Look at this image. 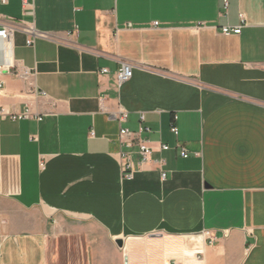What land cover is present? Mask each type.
<instances>
[{"label":"crops","instance_id":"obj_1","mask_svg":"<svg viewBox=\"0 0 264 264\" xmlns=\"http://www.w3.org/2000/svg\"><path fill=\"white\" fill-rule=\"evenodd\" d=\"M27 2L0 22L53 40L16 33L33 75H0V110L33 114L0 117V264H264V0ZM118 107L162 167L136 147L123 177Z\"/></svg>","mask_w":264,"mask_h":264},{"label":"built area","instance_id":"obj_2","mask_svg":"<svg viewBox=\"0 0 264 264\" xmlns=\"http://www.w3.org/2000/svg\"><path fill=\"white\" fill-rule=\"evenodd\" d=\"M3 5L7 4L8 0H1ZM24 10L26 12L28 11L29 3L27 0H24L23 3ZM24 33L27 37V46H33L35 44L36 40L38 39H49L53 40V38L50 36V34L45 32H40L36 29L34 24H27L24 22H15L13 20H7V21H1L0 22V75L3 74V72H9L13 73L16 76H20V78L28 79L30 76H32L31 70L26 69H20L16 66L14 59H13V44L12 39L16 33ZM242 32V26L238 27H230L226 26L222 28V33L226 36L230 35H240ZM75 32H70L68 34V40L65 42L58 41V44L65 45L71 48H74L78 51H82V49L76 44V41L73 39V36H75ZM134 65L128 62H122L120 70L115 74L116 77V86L118 89H121L126 83L130 82L133 78L134 74ZM102 73L108 74L109 70L104 69L102 70ZM41 96H46V93L40 92ZM128 112L121 107H118L117 111L109 114V117L118 122L120 126L119 130V142L122 145L123 148L126 150L122 152V174L123 177L127 180H132L134 178L135 168L133 162L130 160V152L134 148H138V155L140 157L141 163H157L161 167L163 166V161H156L154 160V149L149 147L148 142L138 139L135 137V134L127 128L125 125L128 120ZM0 117L2 118H11L12 120H22V119H31L33 117V114L30 112L29 109L24 111L21 114H9L5 109L0 110ZM144 116L141 117V128L140 133L147 130L143 127L144 123ZM39 121H42V117H38ZM171 133L178 136V128L173 126L171 129ZM91 135H94V132L91 133ZM161 149L164 151L169 150L170 148L166 145H161ZM181 156L182 158H188L189 152L186 149H181ZM162 178H166V174L162 170ZM170 264H176V262L170 263Z\"/></svg>","mask_w":264,"mask_h":264},{"label":"rangeland","instance_id":"obj_3","mask_svg":"<svg viewBox=\"0 0 264 264\" xmlns=\"http://www.w3.org/2000/svg\"><path fill=\"white\" fill-rule=\"evenodd\" d=\"M197 258H198V260L202 261L203 260V255L199 254ZM226 263L227 264H238L237 262H234V261H231V262L229 261V262H226Z\"/></svg>","mask_w":264,"mask_h":264},{"label":"water","instance_id":"obj_4","mask_svg":"<svg viewBox=\"0 0 264 264\" xmlns=\"http://www.w3.org/2000/svg\"><path fill=\"white\" fill-rule=\"evenodd\" d=\"M117 245L122 248L123 247L122 241L117 240Z\"/></svg>","mask_w":264,"mask_h":264},{"label":"bare ground","instance_id":"obj_5","mask_svg":"<svg viewBox=\"0 0 264 264\" xmlns=\"http://www.w3.org/2000/svg\"><path fill=\"white\" fill-rule=\"evenodd\" d=\"M197 261H198V263L201 262L200 260H198V258H197ZM165 264H169V263L167 262V263H165Z\"/></svg>","mask_w":264,"mask_h":264}]
</instances>
